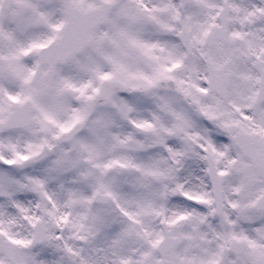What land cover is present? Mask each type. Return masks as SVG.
Instances as JSON below:
<instances>
[{"label": "snow or ice", "instance_id": "obj_1", "mask_svg": "<svg viewBox=\"0 0 264 264\" xmlns=\"http://www.w3.org/2000/svg\"><path fill=\"white\" fill-rule=\"evenodd\" d=\"M0 264H264V0H0Z\"/></svg>", "mask_w": 264, "mask_h": 264}]
</instances>
